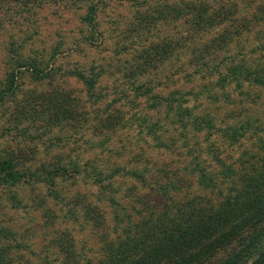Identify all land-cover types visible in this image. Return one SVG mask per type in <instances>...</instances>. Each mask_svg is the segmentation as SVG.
Segmentation results:
<instances>
[{
  "label": "trees",
  "instance_id": "16d2710c",
  "mask_svg": "<svg viewBox=\"0 0 264 264\" xmlns=\"http://www.w3.org/2000/svg\"><path fill=\"white\" fill-rule=\"evenodd\" d=\"M153 1L137 11L129 32L149 33L185 17L194 31H207L235 13L221 0L216 7L210 0ZM99 3L0 0V32L38 30L44 10L85 6L81 23L94 34ZM255 17L264 22V2ZM233 22L200 49L188 43L196 37L150 40L125 62L123 74L136 79L132 84L102 86L103 67L69 70L84 84L85 97L51 84L17 100L21 69L49 78L60 48L43 62L17 54L12 39L13 68L0 83V109L7 97L15 101L7 129L16 134L25 122L46 125L32 141L50 134L49 148L86 132L89 154L82 159L50 150L40 156L37 146H1L0 264H264V120L249 115L255 106L234 94L245 96L246 84L264 90V64L237 56L208 62L211 50H228L251 24ZM189 46L187 68L196 70L182 73L190 81L198 76L203 89H162L166 82L155 70ZM6 132L0 124V139ZM80 178L90 191L71 190ZM12 209L23 215L5 218ZM31 209L39 219L27 217Z\"/></svg>",
  "mask_w": 264,
  "mask_h": 264
},
{
  "label": "rangeland",
  "instance_id": "374dc122",
  "mask_svg": "<svg viewBox=\"0 0 264 264\" xmlns=\"http://www.w3.org/2000/svg\"><path fill=\"white\" fill-rule=\"evenodd\" d=\"M213 6H218L220 0H210ZM154 2L153 0H100L97 19L99 21L98 29L94 34L90 33V29L81 23V16L85 11V6L71 8V9H56L50 8L44 10L39 17L40 26L36 29H23L10 27L6 33L0 32V83H3L7 78V71L11 67L8 63L12 53L9 51L10 43L13 38L17 39V54H23L24 56L38 59L39 61H50L54 49L59 46L60 52L54 59L53 74L49 78H38L32 74L26 68L21 69L17 77L18 91L15 95L17 100H24L29 96L31 91H44L51 88V84L55 86H61L67 89H74L76 93H81L85 97V93H82L84 84L77 80L75 77L69 75V70L90 69L91 67H103L106 69V74L102 80V86L113 87L116 83L123 84L128 82L132 84L134 79H126L123 72L125 62L131 58L135 51H140L145 45H148L150 40H162L164 38H178L181 36L194 38L190 39L188 43L193 42L191 45L200 49L205 41L211 39L215 34H219L222 30L227 28V25L235 22L241 23L245 20H249L251 24L238 35L237 41H235L228 50H220L217 53H213L211 50L208 62L211 66H216L218 62H221L223 57L237 56L238 59H249L251 61H258L260 64H264V22H261L259 18H256V10L259 4L264 0H221L227 7L234 9L235 13L233 18H230L225 24H221L207 31H194V28L188 18L184 20L172 21L170 23L162 22L157 27L152 28L149 33L141 32H129V28L136 20V14L139 9H147V4ZM37 28V26H36ZM143 33V35H138ZM142 36V37H141ZM168 39V40H169ZM147 40V41H146ZM236 40V39H235ZM180 47L175 52L174 56L165 63L159 65L154 73L158 76L159 82H166L161 87L167 90H175L180 86L184 90H194L195 92L203 89L205 82L198 76H193L191 81L185 77L182 72L185 69H189V72L196 70L195 66L187 68L186 62L192 57L191 48ZM53 62V61H52ZM48 65L45 66V68ZM115 72V73H114ZM184 76V79L182 77ZM3 85V84H2ZM234 88V87H233ZM246 95L243 96L241 91L234 92L235 95H239L241 100H246L248 104L251 102V106H255L253 111L249 110V115L252 117L261 118L264 120V90L259 87H251L246 84ZM167 92V91H166ZM222 97V96H221ZM258 97L260 98L258 100ZM248 98V99H245ZM256 100L257 104L252 101ZM245 102V101H244ZM8 106V108L6 107ZM15 107V101L12 98L7 97L5 107L0 109V124L5 125L7 130L4 139H0L1 146H17L25 145L28 147H35L41 150L40 156H46L47 151L50 153H68L72 152L80 154L82 159L85 158L88 153L87 137H84L86 132L79 131L74 134V138L71 139L66 145L60 143L63 147L47 146V142L51 138L50 134L44 136L43 141L35 143L32 141V135L42 133L45 131L46 125L42 124L41 129L39 127L28 126V122L20 125L16 128V134L11 133L12 130L7 128L12 127L9 112ZM28 129H31L29 133H26ZM37 129H39L37 131ZM57 131V130H56ZM55 132V131H54ZM56 133V132H55ZM68 131L64 132L65 136L73 134ZM26 139V141L24 140ZM74 140V141H73ZM80 188L83 191H90V188L85 184V180H79L78 185L72 186L73 192ZM24 194L28 193V189L25 187L20 190ZM72 192V193H73ZM56 209L60 210L61 206L56 205ZM20 211L9 210L4 216H12L15 214V218L20 215ZM28 218H38V211L31 209Z\"/></svg>",
  "mask_w": 264,
  "mask_h": 264
}]
</instances>
